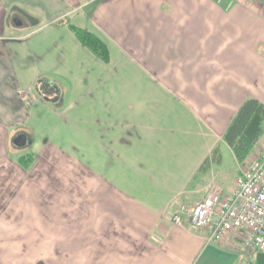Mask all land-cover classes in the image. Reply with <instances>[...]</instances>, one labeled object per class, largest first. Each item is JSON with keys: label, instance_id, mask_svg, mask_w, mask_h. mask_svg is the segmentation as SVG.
<instances>
[{"label": "crops", "instance_id": "1", "mask_svg": "<svg viewBox=\"0 0 264 264\" xmlns=\"http://www.w3.org/2000/svg\"><path fill=\"white\" fill-rule=\"evenodd\" d=\"M72 1L0 0V239L10 243L15 237V213L22 207V217L31 225L23 229H41V238L56 243L51 251L74 255L72 264H247L237 238L207 244L203 234L190 229L182 207L192 208L211 186L191 192L189 202L172 209L171 202L158 204L135 187L105 178L76 156L77 149L72 153L46 140L40 145L36 138L30 151L15 148L12 136L19 126L35 129L33 116L47 109L63 116L70 109L64 105L69 85L59 84L52 72L33 71L15 43L25 37L18 32L21 28L68 18L90 6L92 28L87 31L106 45L108 57L91 52L109 62L114 57L110 47L116 48L205 125L218 143L246 99L264 104V3L90 0L75 6L80 0ZM45 78L60 87L62 101L52 103L37 95L35 87ZM100 121L106 126L103 139L110 138L113 125L107 118ZM152 125L124 122L119 146L144 144L147 139L138 129L156 128ZM116 141L111 139V144ZM216 148L210 147L207 158ZM27 158L29 165L23 161ZM202 165L199 170L207 171L212 164L207 169ZM233 189L220 191L228 196ZM68 196L72 212L54 218V202L60 198L57 205L65 208ZM176 215L183 217L181 225L175 223ZM64 262L58 264H71Z\"/></svg>", "mask_w": 264, "mask_h": 264}, {"label": "rangeland", "instance_id": "2", "mask_svg": "<svg viewBox=\"0 0 264 264\" xmlns=\"http://www.w3.org/2000/svg\"><path fill=\"white\" fill-rule=\"evenodd\" d=\"M88 1L80 0L75 6ZM90 11V6H86L68 18L46 19L18 31L25 37L15 43V49L26 57L25 64L31 65L33 71L52 72L59 84L70 87L64 100V105L70 107L68 114L57 115L47 109L33 116V130L40 145L46 140L72 153L77 149L76 156L105 178L122 187H135L138 194L147 193L158 204L171 202L172 209L189 202L190 193L199 189L219 187L225 193L234 188L247 160L238 163L224 140L217 143L205 125L184 106L175 104L168 93L154 85L116 48L110 47L114 57L106 62L85 47L76 30L92 28ZM100 52L104 53L103 49ZM106 118L115 129L110 134L111 139L117 140L113 145L110 138L103 139L106 126H101L100 119ZM127 121L134 125L153 124L156 128L138 129L146 142L136 141L124 149L118 140L124 133L121 125ZM214 144L221 162L200 171ZM30 160L22 162L29 165ZM68 197L65 208L57 205L60 198L54 202V218L61 219L72 212V196ZM23 210L21 207L15 213V237L9 239L10 243L8 238L0 239V264H72L74 255L51 251L56 243L41 238V229H23L31 226L22 217ZM246 263L264 264V250L247 253Z\"/></svg>", "mask_w": 264, "mask_h": 264}, {"label": "built area", "instance_id": "3", "mask_svg": "<svg viewBox=\"0 0 264 264\" xmlns=\"http://www.w3.org/2000/svg\"><path fill=\"white\" fill-rule=\"evenodd\" d=\"M182 211L188 212L190 229L203 234L207 244L233 236L246 253L264 250V139L249 155L230 195L212 188L203 200ZM174 221L181 225L183 217L176 215Z\"/></svg>", "mask_w": 264, "mask_h": 264}, {"label": "trees", "instance_id": "4", "mask_svg": "<svg viewBox=\"0 0 264 264\" xmlns=\"http://www.w3.org/2000/svg\"><path fill=\"white\" fill-rule=\"evenodd\" d=\"M78 36L85 47H88L99 57L107 58L106 45L94 34L85 29H77ZM103 49V52H100ZM264 136V104L258 99L248 98L241 105L231 124L226 130L224 140L231 147L239 162H244ZM220 163L221 156L216 148L212 156L207 158L202 169H207L211 163Z\"/></svg>", "mask_w": 264, "mask_h": 264}, {"label": "flooded vegetation", "instance_id": "5", "mask_svg": "<svg viewBox=\"0 0 264 264\" xmlns=\"http://www.w3.org/2000/svg\"><path fill=\"white\" fill-rule=\"evenodd\" d=\"M35 91L41 99L47 100L52 103H57L63 100L60 87L53 81L51 83L48 81L40 82L39 80L37 86L35 87ZM54 99H56L57 101H55ZM21 135L26 136V144H24L23 146H18L17 144H15V140ZM34 139L35 134L33 128H30L28 126H19L11 138V144L19 150L30 151L33 146Z\"/></svg>", "mask_w": 264, "mask_h": 264}, {"label": "water", "instance_id": "6", "mask_svg": "<svg viewBox=\"0 0 264 264\" xmlns=\"http://www.w3.org/2000/svg\"><path fill=\"white\" fill-rule=\"evenodd\" d=\"M42 81H48L52 83V80L45 78V79H41L40 82ZM55 101H57L56 99H54ZM15 144H17L18 146H23L24 144H26V136L25 135H21L20 137H18L15 140Z\"/></svg>", "mask_w": 264, "mask_h": 264}]
</instances>
